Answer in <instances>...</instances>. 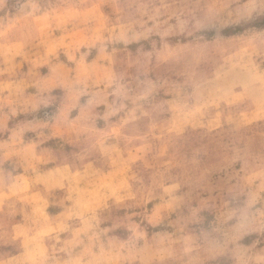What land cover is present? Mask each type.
I'll return each mask as SVG.
<instances>
[{
	"label": "rangeland",
	"instance_id": "374dc122",
	"mask_svg": "<svg viewBox=\"0 0 264 264\" xmlns=\"http://www.w3.org/2000/svg\"><path fill=\"white\" fill-rule=\"evenodd\" d=\"M0 264H264V0H0Z\"/></svg>",
	"mask_w": 264,
	"mask_h": 264
}]
</instances>
